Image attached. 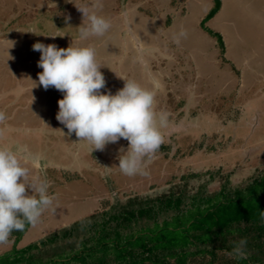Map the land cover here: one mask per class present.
<instances>
[{"label": "rangeland", "instance_id": "374dc122", "mask_svg": "<svg viewBox=\"0 0 264 264\" xmlns=\"http://www.w3.org/2000/svg\"><path fill=\"white\" fill-rule=\"evenodd\" d=\"M221 2L220 13L204 26L214 0H0V111L6 115L0 147L22 146L39 155L43 170L32 169L29 180H47L55 197L17 249L74 228L71 239L34 254L64 252L78 246L102 214L130 205L138 209L171 194L183 197L182 211L192 203L204 208L206 198L243 190L263 175L264 0ZM77 7L108 19L109 31L81 40L83 14ZM204 27L222 37L225 51ZM181 30L187 37L177 45L172 37ZM35 43L94 47L105 93L122 89L124 79L148 89L153 77L160 81L155 112L167 115L168 127L161 129L164 143L147 164V176L119 170L127 140L93 152L86 141L67 134L56 119L63 94L39 85L43 69L37 66L41 53L33 51ZM68 174L78 181L66 182ZM178 214L163 211L159 223ZM145 223L152 221L141 220L134 228ZM13 245L9 239L0 246V256Z\"/></svg>", "mask_w": 264, "mask_h": 264}, {"label": "clouds", "instance_id": "9594fccd", "mask_svg": "<svg viewBox=\"0 0 264 264\" xmlns=\"http://www.w3.org/2000/svg\"><path fill=\"white\" fill-rule=\"evenodd\" d=\"M77 8L83 14L81 40L103 37L109 31L108 19L89 8ZM186 37L187 32L181 30L172 39L179 45ZM33 51L41 53L37 64L43 69L38 73L39 85L63 94L56 119L65 126L67 134L74 133L79 141H86L93 152L103 151L106 145L118 143L121 138L127 140V151L120 149L123 154L118 157L119 170L129 177L147 176V164L164 143L161 129L168 127L167 115L158 116L155 112V92L161 87L160 81L153 77L148 89L133 79H124L122 89L115 94L111 90L105 93L102 90L107 88V82L94 47L71 45L65 49L35 43ZM5 120V113L0 111V123ZM43 167L42 158L26 147H0V246L8 244L13 232H23L26 225L35 227L45 210L53 206L55 197L49 195L47 180H29L32 169L42 171ZM29 188L32 195L28 194ZM246 244V240H240L231 255L246 259Z\"/></svg>", "mask_w": 264, "mask_h": 264}, {"label": "trees", "instance_id": "16d2710c", "mask_svg": "<svg viewBox=\"0 0 264 264\" xmlns=\"http://www.w3.org/2000/svg\"><path fill=\"white\" fill-rule=\"evenodd\" d=\"M214 1L204 26L221 11V0ZM204 29L215 36L209 28ZM215 37L225 51L222 37L217 34ZM70 177V174L65 176L66 182L79 178ZM204 201V208L192 203L193 208L182 211L183 197L171 194L149 200L138 209L130 205L121 211L102 214L99 221L90 224L91 232L78 241V246L70 245L57 254L34 253L42 246L71 239L74 228H67L62 237L54 234L39 245L17 249L30 227L26 225L23 232L11 234L13 248L0 256V264H264V173L243 190L222 192ZM171 210L179 214L159 223L161 212ZM144 219L152 224L134 228ZM242 239L247 241V258L237 259L231 253Z\"/></svg>", "mask_w": 264, "mask_h": 264}]
</instances>
